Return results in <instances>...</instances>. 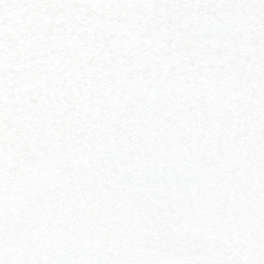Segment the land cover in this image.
Returning a JSON list of instances; mask_svg holds the SVG:
<instances>
[{"label":"snow or ice","instance_id":"6c2138e0","mask_svg":"<svg viewBox=\"0 0 264 264\" xmlns=\"http://www.w3.org/2000/svg\"><path fill=\"white\" fill-rule=\"evenodd\" d=\"M0 264H264V0H0Z\"/></svg>","mask_w":264,"mask_h":264}]
</instances>
